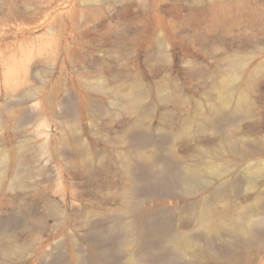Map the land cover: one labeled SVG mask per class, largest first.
Returning a JSON list of instances; mask_svg holds the SVG:
<instances>
[{
  "label": "rangeland",
  "instance_id": "rangeland-1",
  "mask_svg": "<svg viewBox=\"0 0 264 264\" xmlns=\"http://www.w3.org/2000/svg\"><path fill=\"white\" fill-rule=\"evenodd\" d=\"M214 106L244 113L200 130ZM132 123L187 162L232 138L257 152L225 157L235 177L263 167L264 0H0V264L86 258L91 222L126 200ZM259 181L231 203L264 196Z\"/></svg>",
  "mask_w": 264,
  "mask_h": 264
},
{
  "label": "bare ground",
  "instance_id": "bare-ground-1",
  "mask_svg": "<svg viewBox=\"0 0 264 264\" xmlns=\"http://www.w3.org/2000/svg\"><path fill=\"white\" fill-rule=\"evenodd\" d=\"M243 113L241 106H214L198 128L218 130L228 115ZM141 128L132 123L125 132L130 148L121 158L126 200L120 212L91 222L100 224L102 231L91 235L93 247L86 258L75 255L67 263L58 251L53 264H255L264 249V196H248L254 199L246 206L231 200L246 185L258 187L264 166L249 165L238 178L237 165L223 160L236 154L248 159L257 152L248 153L245 142L228 138L215 151L214 162L201 155L187 162L161 140L139 141L136 133ZM170 198L182 201L180 209L164 208L162 203ZM181 210L189 218L182 219ZM109 238L119 241L101 249ZM114 248L119 250L116 255L106 251Z\"/></svg>",
  "mask_w": 264,
  "mask_h": 264
}]
</instances>
